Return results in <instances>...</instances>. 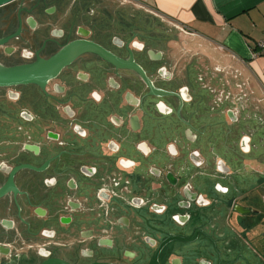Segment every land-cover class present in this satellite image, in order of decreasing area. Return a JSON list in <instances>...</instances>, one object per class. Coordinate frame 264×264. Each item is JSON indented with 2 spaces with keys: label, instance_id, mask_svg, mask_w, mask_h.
I'll return each instance as SVG.
<instances>
[{
  "label": "flooded vegetation",
  "instance_id": "flooded-vegetation-1",
  "mask_svg": "<svg viewBox=\"0 0 264 264\" xmlns=\"http://www.w3.org/2000/svg\"><path fill=\"white\" fill-rule=\"evenodd\" d=\"M81 32V37L70 35L51 56L46 55L47 45L36 50L0 37L4 40L0 64L5 67L67 53L57 66L34 68L39 69L42 84L0 85V228L17 233L18 228L27 227L29 231L26 249L15 244L21 236L9 232L0 235L15 242L2 244L10 248L6 255L14 254L17 261L23 257L17 255L34 249L35 242V250L44 257L42 262L55 257L72 264L97 260L129 264L132 259L128 256L137 255V247L132 235L135 220L128 211L153 214L166 210L169 204L183 201L177 198V191L189 188L208 203L179 210L178 214L181 221L190 217L184 221L191 224L186 236L197 237L196 247L203 242L204 247L201 253H192L189 244L177 242L182 249L172 259L179 264H264V244L257 247L252 242L254 253H248V258L233 256L232 241L221 232L226 220L231 229L242 228L245 236L259 231L258 237L264 242V204L243 203L238 196L227 201L231 187L222 180L234 172L229 167L223 170L221 159L212 154L213 146L211 154L202 153L201 137L206 132H197L182 117L183 103L180 101L178 110L167 105L169 114L153 107L149 111L147 103L159 91L146 71L130 73L126 66L104 57L98 48L83 43L70 45L85 37L92 40L89 32ZM21 35L11 40H19ZM88 54L101 55L115 69L103 67ZM32 104L39 106L37 111L29 107ZM175 114L181 122L175 120ZM8 118L10 122H6ZM190 129L193 140L186 135ZM158 130L165 140L157 138ZM194 152L200 155L193 159ZM27 153L33 159L26 157ZM37 157L43 158L41 164L35 163ZM193 212H201L203 217L196 218ZM194 229L197 231L192 235ZM138 231L139 241L153 238L146 228ZM97 238L112 239L114 248L98 250ZM120 241L124 247L133 248L123 249L114 257Z\"/></svg>",
  "mask_w": 264,
  "mask_h": 264
},
{
  "label": "water",
  "instance_id": "water-1",
  "mask_svg": "<svg viewBox=\"0 0 264 264\" xmlns=\"http://www.w3.org/2000/svg\"><path fill=\"white\" fill-rule=\"evenodd\" d=\"M10 1L12 0H0V37L6 36L5 41L17 42L15 44L17 46L36 50L47 45L46 55L51 56L61 43L68 41L70 35L77 38L81 37L79 34L81 30L89 32L88 38L93 41L85 37L73 40L70 45L83 43L98 48L104 52V57L118 65L126 66L131 70L130 73H135L137 69L141 74H145L146 71L159 91V95H153L147 103L149 111L153 107L159 113L169 114L166 112V106L178 110L182 105L181 101L182 117L190 122L197 132L198 130L206 132V135L201 137L202 153L211 154L213 146L215 150L212 154L221 159L223 170L227 171L229 167L231 172H234L222 180L224 185L231 187V191L225 196L227 201L264 182V91L234 55L219 51L209 40L184 31L182 26L133 0ZM81 34L83 35L82 32ZM16 35H21L22 38L12 41ZM1 43H4V40H0ZM66 57L67 53L56 54L49 59L38 58L35 63L15 67L0 64V85L29 81L42 84L40 74H37L39 69L34 68L43 64L48 67L57 66ZM88 57L97 60L105 68L115 69L114 64L99 54H88ZM158 100L161 102L156 103ZM29 107L36 110L39 106L32 104ZM174 116L177 117L176 121L181 122L177 114ZM2 120L3 117L0 116V123H3ZM6 122H10L9 118ZM175 129L176 127L171 129L173 133ZM190 133L191 129L186 135L193 140ZM158 134L157 138L162 141L164 136L160 130ZM196 154L200 155L194 152L191 157L194 159ZM30 155L27 153L26 157L33 159ZM34 159L36 164L43 161L42 157ZM83 184L88 187L90 183L83 181ZM176 193L177 198L183 201L169 204L164 211L153 210L155 212L153 214L146 210L128 211L135 220L132 235L136 238L137 247V255L128 256L126 252L125 256L132 259L129 264H179V261L175 262L176 259H172L173 255L182 249V245H178L177 242L189 244L192 253H201L203 250L204 242L196 247L197 237L186 236L191 224L184 221H188L190 217L185 216L184 221H181L178 213L185 208L202 207L208 202L204 200L203 195H198L189 188H185L182 193L180 191ZM199 215L203 217L201 212H193L196 218ZM143 220L146 227L142 225ZM3 224L6 225L7 222L4 221ZM139 228H146L147 232L153 234V238L139 241ZM0 230L2 231L0 235L3 236L9 232L11 235L16 234L17 238L22 237L17 244L0 236V264L42 262L44 257L35 250L33 241L34 249L31 251L28 249V252L22 250L26 253L21 255V252L17 255L23 256L21 259L16 261L14 254L6 255L10 248L2 244L8 242L28 248L27 227L18 228L17 233L2 226ZM196 231L194 229L191 234L195 235ZM221 232L232 241L233 256L241 254L248 258L250 257L248 253H254L250 245L230 228L226 220L222 223ZM113 246L112 239L97 238L98 250L104 252L108 248H114ZM115 246L114 257H119L123 249L133 248L132 245L124 247L122 241ZM208 248L206 246L205 249ZM214 250L218 254V251ZM41 264L72 263L50 257ZM89 264L121 263L97 260Z\"/></svg>",
  "mask_w": 264,
  "mask_h": 264
},
{
  "label": "crops",
  "instance_id": "crops-1",
  "mask_svg": "<svg viewBox=\"0 0 264 264\" xmlns=\"http://www.w3.org/2000/svg\"><path fill=\"white\" fill-rule=\"evenodd\" d=\"M133 1L182 26L184 31L209 40L219 51L234 55L264 91V53L257 55L258 42L264 39V0ZM263 197L264 182L239 196L241 202L255 205H263ZM241 229L235 231L251 248L253 243L263 246L259 231L245 236Z\"/></svg>",
  "mask_w": 264,
  "mask_h": 264
},
{
  "label": "built area",
  "instance_id": "built-area-1",
  "mask_svg": "<svg viewBox=\"0 0 264 264\" xmlns=\"http://www.w3.org/2000/svg\"><path fill=\"white\" fill-rule=\"evenodd\" d=\"M257 47H258L257 55H258V54H261V53H264V39H262V40H260V41L258 42ZM255 56H256V55H255Z\"/></svg>",
  "mask_w": 264,
  "mask_h": 264
}]
</instances>
